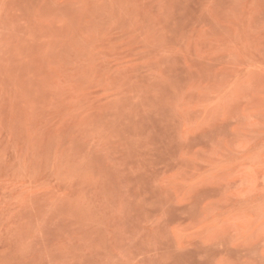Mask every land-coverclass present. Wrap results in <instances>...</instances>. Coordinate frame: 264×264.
<instances>
[{
	"label": "rangeland",
	"instance_id": "obj_1",
	"mask_svg": "<svg viewBox=\"0 0 264 264\" xmlns=\"http://www.w3.org/2000/svg\"><path fill=\"white\" fill-rule=\"evenodd\" d=\"M0 264H264V0H0Z\"/></svg>",
	"mask_w": 264,
	"mask_h": 264
}]
</instances>
